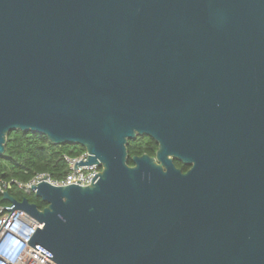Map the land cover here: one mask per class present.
<instances>
[{
	"label": "water",
	"instance_id": "obj_1",
	"mask_svg": "<svg viewBox=\"0 0 264 264\" xmlns=\"http://www.w3.org/2000/svg\"><path fill=\"white\" fill-rule=\"evenodd\" d=\"M12 130L102 167L2 192L55 264H264V0H0V155Z\"/></svg>",
	"mask_w": 264,
	"mask_h": 264
},
{
	"label": "trees",
	"instance_id": "obj_2",
	"mask_svg": "<svg viewBox=\"0 0 264 264\" xmlns=\"http://www.w3.org/2000/svg\"><path fill=\"white\" fill-rule=\"evenodd\" d=\"M126 147L127 163L133 165L132 156L147 154L154 157L158 145L150 136L138 135L128 140ZM84 152L85 148L78 144H54L45 135L37 132L12 130L6 136L5 151L0 155V179L27 182L37 174L62 179L68 170L64 155L77 157ZM174 164L185 169L181 162L174 161ZM8 193L18 201L27 198L39 209L46 205L33 193L25 194L14 189H9ZM6 201L0 193V205L7 204Z\"/></svg>",
	"mask_w": 264,
	"mask_h": 264
},
{
	"label": "built area",
	"instance_id": "obj_3",
	"mask_svg": "<svg viewBox=\"0 0 264 264\" xmlns=\"http://www.w3.org/2000/svg\"><path fill=\"white\" fill-rule=\"evenodd\" d=\"M87 155L86 151L77 157L64 155L68 170L62 179H53L47 174H37L27 182L0 179V193L15 189L25 194H31L33 190L30 186H36L41 181H46L53 186L71 184L89 186L92 178L101 172L102 167L99 164L83 166L75 164L80 160L85 161ZM74 164L76 169H73ZM76 180L80 182L77 183ZM10 206L11 204L0 206V264H55L46 256V253L42 254L40 249L36 250L27 243L38 223L20 209H13L12 212L8 209H2Z\"/></svg>",
	"mask_w": 264,
	"mask_h": 264
},
{
	"label": "flooded vegetation",
	"instance_id": "obj_4",
	"mask_svg": "<svg viewBox=\"0 0 264 264\" xmlns=\"http://www.w3.org/2000/svg\"><path fill=\"white\" fill-rule=\"evenodd\" d=\"M174 161H178V160L174 158V159H173V163H174ZM178 162H180V161H178ZM181 163H182V162H181ZM182 164L185 166V169H184V170L181 169V168H179V167H177L175 164H174V165H175L176 168H179L182 172L185 173V172H187V171L189 170L190 165H187V164H184V163H182Z\"/></svg>",
	"mask_w": 264,
	"mask_h": 264
},
{
	"label": "rangeland",
	"instance_id": "obj_5",
	"mask_svg": "<svg viewBox=\"0 0 264 264\" xmlns=\"http://www.w3.org/2000/svg\"><path fill=\"white\" fill-rule=\"evenodd\" d=\"M13 190V189H12ZM15 190V189H14ZM7 202V204H5V205H9L10 203L8 202V201H6ZM0 206H2V205H0Z\"/></svg>",
	"mask_w": 264,
	"mask_h": 264
}]
</instances>
